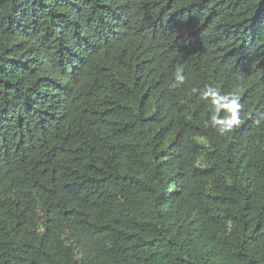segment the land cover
Returning a JSON list of instances; mask_svg holds the SVG:
<instances>
[{
    "label": "trees",
    "instance_id": "trees-1",
    "mask_svg": "<svg viewBox=\"0 0 264 264\" xmlns=\"http://www.w3.org/2000/svg\"><path fill=\"white\" fill-rule=\"evenodd\" d=\"M261 114L264 0H0V264H264Z\"/></svg>",
    "mask_w": 264,
    "mask_h": 264
},
{
    "label": "clouds",
    "instance_id": "clouds-1",
    "mask_svg": "<svg viewBox=\"0 0 264 264\" xmlns=\"http://www.w3.org/2000/svg\"><path fill=\"white\" fill-rule=\"evenodd\" d=\"M182 73L183 68L177 67L174 82L170 85L171 88L174 89L184 84L185 77ZM201 99L208 101L211 113L209 119L205 122V127L211 126L219 135H224L240 124L241 104L236 95L232 93L222 95L218 88L206 86L201 93ZM221 112L224 115H221ZM260 121H264V114L260 115L257 123H260Z\"/></svg>",
    "mask_w": 264,
    "mask_h": 264
}]
</instances>
